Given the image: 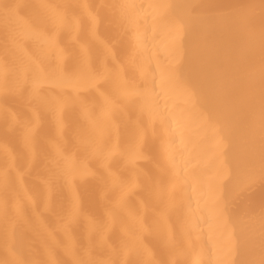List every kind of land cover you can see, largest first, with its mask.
Here are the masks:
<instances>
[{
  "label": "bare ground",
  "instance_id": "1",
  "mask_svg": "<svg viewBox=\"0 0 264 264\" xmlns=\"http://www.w3.org/2000/svg\"><path fill=\"white\" fill-rule=\"evenodd\" d=\"M0 264H264V0H0Z\"/></svg>",
  "mask_w": 264,
  "mask_h": 264
}]
</instances>
